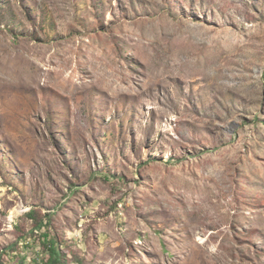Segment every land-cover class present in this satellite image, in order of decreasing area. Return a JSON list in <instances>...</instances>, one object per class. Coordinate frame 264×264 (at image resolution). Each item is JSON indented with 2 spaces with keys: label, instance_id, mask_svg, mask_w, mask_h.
<instances>
[{
  "label": "rangeland",
  "instance_id": "obj_1",
  "mask_svg": "<svg viewBox=\"0 0 264 264\" xmlns=\"http://www.w3.org/2000/svg\"><path fill=\"white\" fill-rule=\"evenodd\" d=\"M30 211L70 264H264V0H0L6 264Z\"/></svg>",
  "mask_w": 264,
  "mask_h": 264
},
{
  "label": "trees",
  "instance_id": "obj_2",
  "mask_svg": "<svg viewBox=\"0 0 264 264\" xmlns=\"http://www.w3.org/2000/svg\"><path fill=\"white\" fill-rule=\"evenodd\" d=\"M36 212L30 211L28 213L29 217L36 220L34 229L38 231L40 234V230L46 225L44 221H39L35 217ZM34 233V232H32ZM49 232L41 233L40 238L43 241L44 247L48 250L49 257L43 264H70L68 260H66L65 253L62 252V249L57 245V241L54 238H49ZM0 255V264H6L2 261Z\"/></svg>",
  "mask_w": 264,
  "mask_h": 264
}]
</instances>
